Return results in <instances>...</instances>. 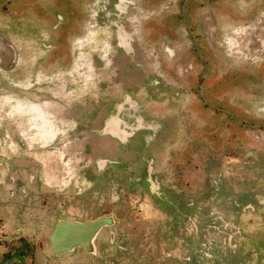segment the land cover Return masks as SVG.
Returning a JSON list of instances; mask_svg holds the SVG:
<instances>
[{
  "label": "rangeland",
  "instance_id": "1",
  "mask_svg": "<svg viewBox=\"0 0 264 264\" xmlns=\"http://www.w3.org/2000/svg\"><path fill=\"white\" fill-rule=\"evenodd\" d=\"M84 1L6 0L4 14L0 0V97L7 93L21 100L35 94L37 82L55 87L65 78L82 80L72 69L74 63H103L99 41L109 28L99 17L93 19L103 14L102 7ZM151 2L155 8L160 5L158 0ZM129 14L133 25L147 13L132 9ZM162 22L157 21L155 30L165 27ZM229 22L233 30L245 27ZM178 30L186 32L184 36L193 31L188 33V26ZM75 31L77 38L70 37ZM195 34L186 38L188 45L194 41L191 50L198 46ZM228 45L232 50L235 42ZM200 48L203 60L193 59L198 54L188 55L183 77L176 69L149 72L123 66L126 74L120 81L114 70L120 60L109 56L113 67L106 70V81L92 91L89 105L80 99L89 108L81 118L71 116L68 123H58L68 132L62 143L77 142L98 106L106 108L103 122L124 104L114 100L116 89L111 87L118 84L123 88L120 98H134L133 108L143 111L142 122L134 109L121 114L126 127L135 130L119 145L120 153H102L109 161L100 182L91 170L87 173L91 182L83 190H89L92 219H116V226L106 227L98 238L100 264H264V66L251 57L230 56L220 24L218 41H203ZM140 62L138 57L134 65ZM13 63H18L15 70L6 73L3 67ZM57 64L70 68L54 69ZM82 87L71 88L75 97L83 94L87 99ZM14 99H0V161L6 155L7 130L35 125L23 112L16 113ZM74 105L82 109L77 101ZM43 136L50 133L43 131ZM55 147L62 151L48 146L56 151ZM64 153L63 164L70 160Z\"/></svg>",
  "mask_w": 264,
  "mask_h": 264
},
{
  "label": "flooded vegetation",
  "instance_id": "2",
  "mask_svg": "<svg viewBox=\"0 0 264 264\" xmlns=\"http://www.w3.org/2000/svg\"><path fill=\"white\" fill-rule=\"evenodd\" d=\"M158 1L160 4L158 8H155L151 0L84 1L87 4L94 2L90 6L102 7L103 14L94 15L93 19L98 20L99 17L98 21L108 25L109 28L102 32L103 37L99 41L102 53L100 59L103 63H74L72 69L82 80L65 78L55 87L54 85L42 87L43 83L37 82L38 88H35V94L28 93L27 98L21 100L7 93L0 97L6 103H9L10 98H15L13 102L17 105V109L14 108L16 113L23 112L29 117V124L31 120L35 123L28 127L8 129L6 142L3 144L6 155L5 159L0 161V264H100L103 262L102 257L96 254V244L106 227L116 226V219L114 216L102 215L92 219L89 190L83 188H88L91 182L89 176L87 177L90 170L98 177L97 183L103 175H106L109 160L102 156V153H120L119 145L126 144L124 139H128L135 130L134 127H126L121 116L124 110L129 113L134 109V98L129 96L120 98L123 90L120 84L111 87L116 89L114 100L124 104L118 105L114 115L105 118L103 122L106 108L98 106L96 117L92 122L90 120V123H84L78 133L80 138L75 143H62L67 139L68 132L60 130L58 123H64L66 120L68 123L71 116L82 117L83 112L89 108L88 105L91 103L89 101L93 99L92 91H98L101 81L103 83L106 81V70L113 67L110 57L120 60L117 67H114V70L119 72L116 73V78L120 76V81L126 74L124 67L132 70L134 68L135 71L148 69L149 72L176 69L181 72L179 76H182L184 66L187 64L184 61H187L188 55L198 54L193 59L199 56V59L203 60L205 52L201 51L200 43L218 41L220 24L223 30V44L226 45L228 53H231L230 56L239 60L251 57L255 62H262L260 66H264V0H162L165 2L163 5L160 0ZM5 4L6 0H3L1 9L4 14H6ZM132 9H137V13L146 12V17L131 25L133 15L129 17V11ZM191 9L194 12L190 15ZM159 20L164 21L162 23L165 27L155 30V24ZM229 20L238 21L245 27L242 30H233L234 27L230 25L233 23ZM181 26H188V33L190 29L193 30L191 34L196 33L197 36L192 38L198 42V48L191 50L194 41L190 45L187 44L186 38L191 37V34L184 36L186 32L180 33L178 29ZM77 33L75 31L69 36L77 38L79 35H76ZM89 34V38L93 40L94 33L89 32ZM204 34L206 40H203ZM230 40L235 42L232 50L228 45ZM207 48L209 49L208 46ZM150 49L154 52H150ZM138 57H141V64L136 66L134 61ZM17 65L18 63L8 67L6 65L3 69L6 73H12ZM58 68L68 69L70 65L54 66V69ZM69 77H72V73ZM6 78L12 84V80ZM77 84L78 86L82 84L87 99H84L83 94L82 98L75 97L76 92L71 87ZM50 95L54 99L49 97ZM97 98L99 103L101 97L98 95ZM80 99L88 105L81 104ZM75 101L82 106V109L75 108ZM142 112L135 109L133 111L140 122L143 119ZM129 115L132 116V113ZM112 119L116 124V126L113 124L116 133L108 129ZM78 121L81 122L80 119ZM43 131H48L50 136L44 137ZM60 133L63 134V139L59 140ZM110 136L115 137L117 141H113ZM49 144L62 148V151H58L56 147L54 148L56 151L48 148ZM89 150L96 153L97 157L90 154ZM64 151L69 153L70 160L63 164L65 159L60 155L64 156ZM79 162L83 165L76 167ZM91 165L93 168H90ZM79 187L81 188L78 189ZM103 218H111L112 222L96 234L88 247L77 245L62 252L58 251L55 239L61 224L86 225ZM112 237L113 234L110 236L111 240Z\"/></svg>",
  "mask_w": 264,
  "mask_h": 264
},
{
  "label": "water",
  "instance_id": "3",
  "mask_svg": "<svg viewBox=\"0 0 264 264\" xmlns=\"http://www.w3.org/2000/svg\"><path fill=\"white\" fill-rule=\"evenodd\" d=\"M111 218H103L90 224H61L56 232V245L59 252L77 245L89 246L96 234L106 225H110Z\"/></svg>",
  "mask_w": 264,
  "mask_h": 264
},
{
  "label": "bare ground",
  "instance_id": "4",
  "mask_svg": "<svg viewBox=\"0 0 264 264\" xmlns=\"http://www.w3.org/2000/svg\"><path fill=\"white\" fill-rule=\"evenodd\" d=\"M111 122H112V124H110V126H109V130L110 131H112V133H116L115 131H114V129H113V124L116 126V124L115 123H113V119L111 120ZM118 125V124H117Z\"/></svg>",
  "mask_w": 264,
  "mask_h": 264
}]
</instances>
